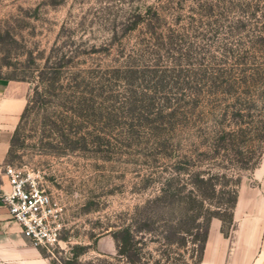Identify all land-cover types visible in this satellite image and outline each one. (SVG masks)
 I'll list each match as a JSON object with an SVG mask.
<instances>
[{"label":"rangeland","instance_id":"rangeland-1","mask_svg":"<svg viewBox=\"0 0 264 264\" xmlns=\"http://www.w3.org/2000/svg\"><path fill=\"white\" fill-rule=\"evenodd\" d=\"M0 77L28 84L7 160L61 207L53 264H193L168 199L227 206L264 159V0H0ZM145 221L130 263L114 232Z\"/></svg>","mask_w":264,"mask_h":264},{"label":"crops","instance_id":"crops-1","mask_svg":"<svg viewBox=\"0 0 264 264\" xmlns=\"http://www.w3.org/2000/svg\"><path fill=\"white\" fill-rule=\"evenodd\" d=\"M27 100L26 81L0 77V264H53L29 243L1 200L10 187L5 165L11 138ZM221 223L210 219L199 264H264V159L239 182L228 233Z\"/></svg>","mask_w":264,"mask_h":264},{"label":"built area","instance_id":"built-area-1","mask_svg":"<svg viewBox=\"0 0 264 264\" xmlns=\"http://www.w3.org/2000/svg\"><path fill=\"white\" fill-rule=\"evenodd\" d=\"M10 187L1 193L10 218L30 244L49 249L59 242L61 207L41 187L36 175L11 163L5 165Z\"/></svg>","mask_w":264,"mask_h":264},{"label":"trees","instance_id":"trees-1","mask_svg":"<svg viewBox=\"0 0 264 264\" xmlns=\"http://www.w3.org/2000/svg\"><path fill=\"white\" fill-rule=\"evenodd\" d=\"M183 184H174L173 182H165L162 183L159 186V192L160 194H164L167 196H174L175 194L178 195L181 191H183ZM200 187H194L192 189H189V192L184 194L182 199L179 201L176 199H168V201H172V203L177 202L179 206H181L187 213V219L181 220L179 224L175 223H167L164 228L165 234H163V237L166 238L167 240L173 236L175 233H185V234H192L193 230H200L203 229V232L201 236L199 237V233L196 231L195 232V238L198 239L199 244H197V247L195 248V254L194 257L196 258L193 260V264H199L202 252H203V247L205 244V240L207 237V230L209 226V221L212 216H217L221 220L224 219V211H226L227 207H230V211L228 213L229 220L231 221L232 218V208L235 203L236 199V194L237 190L234 192V195L230 200L228 201L227 206H220L219 208L216 209H211L210 207L206 206L205 203V197L203 194L200 193ZM159 196L155 197V200H157ZM172 198V197H171ZM221 204L225 203L220 202ZM150 223L145 221L141 225H133L132 223L125 224L119 228V230L114 232V237L116 239L117 243V252L119 254H124L128 257V261L130 263H136V260H134L130 255L131 253L128 254V252L131 251V240L134 238L135 234L137 232H150L151 227ZM197 233V234H196ZM196 240L192 239V242L195 243ZM193 256V255H192ZM148 264V263H144ZM152 264H159V261H155ZM187 264V263H184Z\"/></svg>","mask_w":264,"mask_h":264}]
</instances>
